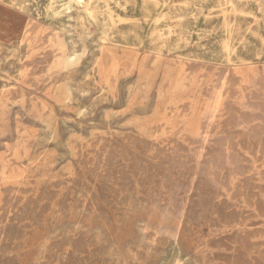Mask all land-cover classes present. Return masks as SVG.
Listing matches in <instances>:
<instances>
[{"label":"rangeland","instance_id":"rangeland-1","mask_svg":"<svg viewBox=\"0 0 264 264\" xmlns=\"http://www.w3.org/2000/svg\"><path fill=\"white\" fill-rule=\"evenodd\" d=\"M67 2L0 0V264H264L263 114L191 115L234 67L264 91V0Z\"/></svg>","mask_w":264,"mask_h":264},{"label":"bare ground","instance_id":"bare-ground-1","mask_svg":"<svg viewBox=\"0 0 264 264\" xmlns=\"http://www.w3.org/2000/svg\"><path fill=\"white\" fill-rule=\"evenodd\" d=\"M19 1V0H18ZM22 1V0H21ZM26 1V0H25ZM167 1V0H166ZM187 1V0H186ZM194 0H192L193 2ZM196 1V0H195ZM202 1V0H201ZM233 0H229V2H232ZM240 1V0H239ZM243 1V0H241ZM36 2V1H35ZM73 2H80L79 5L81 6V3H85L86 5L84 6L85 8V11L88 12L91 15H93L94 13V10H95V2H97V0H68L67 2V7L69 8V5ZM112 2V1H111ZM156 2V1H155ZM249 2V1H248ZM246 3V2H245ZM257 3V2H256ZM260 3V2H259ZM27 4V3H26ZM32 4V2H31ZM40 4V3H39ZM103 4V3H102ZM169 4V3H168ZM193 4V3H192ZM261 4V3H260ZM16 5V4H14ZM38 5V4H37ZM76 5V4H75ZM186 5V4H185ZM200 5V4H199ZM241 5V4H240ZM29 6V5H28ZM33 6V4H32ZM43 6V5H42ZM78 6V5H76ZM75 6V7H76ZM105 6V5H104ZM107 6V5H106ZM105 6V7H106ZM179 6V5H178ZM181 6V5H180ZM183 6V5H182ZM187 6V5H186ZM206 6V5H205ZM232 6V5H231ZM258 6V5H257ZM30 7V6H29ZM35 7V6H34ZM56 7V6H55ZM163 7V6H162ZM193 7V6H192ZM44 8V7H43ZM100 8V7H99ZM187 8V7H186ZM185 8V9H186ZM241 8V7H240ZM24 9V8H23ZM107 9V8H106ZM120 9V8H119ZM56 10V9H55ZM192 10V9H191ZM213 10V9H211ZM216 10V9H215ZM260 10V9H259ZM35 11V10H34ZM51 11V10H50ZM84 11V12H85ZM99 11V10H98ZM103 11V10H102ZM122 11V9H121ZM169 11V10H168ZM214 11V10H213ZM39 12V11H38ZM37 12V13H38ZM100 12V11H99ZM170 12V11H169ZM174 12V11H173ZM78 13V12H77ZM261 13V12H260ZM81 15H84L81 13ZM107 15V14H106ZM100 16V15H99ZM192 16V15H191ZM202 16V15H201ZM251 16V15H249ZM24 18V16H22ZM78 17V16H77ZM85 16L82 17V19L84 18ZM107 17H110L108 18L109 21L112 20V16L111 14H108ZM81 18V17H79ZM166 18V17H165ZM197 18V17H196ZM205 18V17H204ZM209 18V17H207ZM211 18V17H210ZM92 19V17H91ZM169 19V18H168ZM190 19V18H189ZM106 20V19H105ZM147 20V19H145ZM143 19V21H145ZM178 20V19H177ZM255 20V19H254ZM258 20V19H257ZM85 21V20H84ZM157 21V20H156ZM164 21V20H163ZM169 21V20H168ZM175 21V20H173ZM75 22V21H74ZM186 22V21H185ZM84 23V22H83ZM87 23V22H86ZM167 23V22H166ZM182 23V22H181ZM80 24V23H79ZM263 24V23H262ZM205 25V24H204ZM209 25V24H208ZM87 26V25H86ZM114 26V25H113ZM146 26V25H145ZM175 27V26H174ZM190 27V26H188ZM222 28V26H221ZM177 29V28H176ZM181 29V28H180ZM192 29V28H191ZM190 29V30H191ZM239 29V28H238ZM77 30V28H76ZM170 30V29H168ZM199 30V29H197ZM211 30V29H210ZM187 31V30H186ZM204 31V30H203ZM219 31V30H218ZM264 31V30H263ZM39 32V31H38ZM38 32L35 34L37 35ZM90 32V31H89ZM165 32V31H163ZM205 32V31H204ZM167 33V32H166ZM32 34L30 31H26L25 32V36H28ZM88 34V33H87ZM197 34V33H196ZM203 34V33H202ZM214 34V33H213ZM212 34V35H213ZM208 36V34H206ZM189 36V35H187ZM210 36V35H209ZM198 37V36H197ZM107 39V38H105ZM199 39V38H198ZM45 40V39H44ZM29 41V40H28ZM27 41V42H28ZM114 41V40H113ZM50 44H54L55 42L52 41V40H49ZM204 42V41H203ZM181 43V42H180ZM110 44V43H109ZM178 44V43H177ZM228 40L225 39L223 42H222V46L224 48V50L226 52H228ZM30 45V44H29ZM233 45V44H232ZM54 47V45H53ZM201 47V46H200ZM234 47V46H233ZM63 48V46L61 47ZM203 48V47H202ZM41 50L40 47L36 48L35 50V54L39 53ZM210 51V50H209ZM235 52V51H234ZM224 53V52H223ZM40 54V53H39ZM227 54V53H226ZM225 54V55H226ZM200 56V55H199ZM228 56V55H227ZM154 57V56H153ZM51 62H61L62 64H65L66 66L68 65H71V64H74V63H78L80 61V58L79 57H76L74 52L72 53H62V54H56V55H53L51 57ZM157 59H160V57L158 56ZM211 59V58H210ZM151 62V61H149ZM234 62V60H232L231 58L226 57V63L228 65H232V63ZM149 65V63H148ZM22 66V65H21ZM33 66H27L25 70H29L32 69ZM258 66H254L251 67H234L232 69V76H234L235 78L238 79V81L234 84H232L233 82H230L229 80H227L226 78H222V76L216 74L215 77H213V81H212V84H211V88H210V98L208 100V102L206 103V106H204V108L202 109V105L199 107L198 106V102H199V99L196 100L193 104H192V110H191V115L193 117V119L196 120V124H197V130L201 133H203L205 131V127H206V124L209 122V119H211V117H217L218 115V118H220V116H222V114L224 113V111L227 109V100L230 98V103L233 102V101H239V104H240V108L243 109H246L247 107H251V108H257L258 109V113L260 114H263V117H264V91L261 90V89H258L257 86H260V84L262 83L261 81H263V79L261 78L262 74L263 73H260V71H258ZM231 71V70H230ZM228 72H229V69H228ZM185 73V69L182 68V71H181V75L183 76V74ZM230 75V74H229ZM206 78L208 77L207 75L205 76ZM231 78V77H230ZM208 79V78H207ZM234 79V78H233ZM231 80V79H230ZM187 81V77H184V78H181L180 79V85L184 88L186 86L185 83ZM189 81V79H188ZM233 81V80H232ZM143 84V83H142ZM41 90V88L39 89ZM3 104V103H2ZM255 105H257V107H255ZM238 106V105H237ZM46 107V106H45ZM235 108V107H234ZM232 109V108H231ZM237 114V113H236ZM233 115V114H232ZM236 116V115H235ZM233 116V117H235ZM231 117V116H230ZM217 118V119H218ZM236 118V117H235ZM225 119V118H224ZM232 119V118H231ZM18 120V119H17ZM253 120V119H252ZM252 120L250 122V124L252 123ZM233 121V120H232ZM228 122V121H227ZM221 124V123H220ZM230 124H232L230 122ZM262 124V122H261ZM224 125V124H223ZM229 126V125H227ZM250 125L248 127V129H250ZM254 128H257V127H251V129H254ZM194 132V131H193ZM225 132H227V130H225ZM208 133V131H207ZM232 134V133H231ZM201 134L199 133H196V137L198 138ZM123 140V139H122ZM173 140V139H172ZM186 140V139H185ZM188 141V139H187ZM220 141V140H219ZM147 142V141H146ZM179 142V141H178ZM217 142V141H216ZM190 143V142H189ZM117 144V143H116ZM115 144V145H116ZM132 144V143H131ZM179 144V143H178ZM130 145V144H129ZM134 145V144H133ZM209 148V147H208ZM215 150V149H214ZM216 150H217V147H216ZM220 150V149H219ZM211 151V150H210ZM180 152V151H179ZM216 152V151H215ZM207 153V152H206ZM12 154V153H11ZM210 154V153H209ZM10 155V154H9ZM8 155V156H9ZM213 155V154H212ZM238 159V158H237ZM174 161V159H173ZM216 161V160H214ZM97 162V161H96ZM175 162V161H174ZM180 162V161H179ZM237 162V161H236ZM19 164V163H17ZM165 164V163H164ZM139 165V164H138ZM224 165V164H223ZM136 166V165H135ZM170 166V165H169ZM196 166V165H194ZM134 167V166H133ZM167 167V166H166ZM180 167V166H179ZM236 167V166H235ZM222 168V167H221ZM238 169V168H236ZM235 169V170H236ZM174 171V170H173ZM216 173V172H215ZM177 175V174H176ZM79 176V175H78ZM177 178V177H176ZM168 179V177H167ZM64 181V180H62ZM61 182V181H60ZM147 182V181H146ZM59 183V182H58ZM148 183V182H147ZM130 184V183H129ZM9 185V184H8ZM82 189V188H80ZM184 189V188H183ZM25 191V190H24ZM27 192V190H26ZM145 193V192H144ZM78 195V194H77ZM83 195V194H82ZM79 196V195H78ZM49 197V196H48ZM77 197V196H76ZM92 197V196H91ZM93 199V198H92ZM2 203V198L0 197V207H1V204ZM60 205V204H59ZM45 208V207H44ZM67 208V207H66ZM65 209V208H64ZM79 212V211H78ZM34 213V212H33ZM86 213V212H85ZM28 215V214H27ZM15 217V216H14ZM72 227V226H71ZM67 231V230H66ZM63 233V232H62ZM81 236V235H80ZM67 238V237H66ZM54 246V245H53ZM103 247V246H102ZM74 252V251H73ZM79 253V252H78ZM74 254V253H73ZM77 254V253H76ZM105 264V263H104ZM176 264H181V259H178V261H176Z\"/></svg>","mask_w":264,"mask_h":264}]
</instances>
